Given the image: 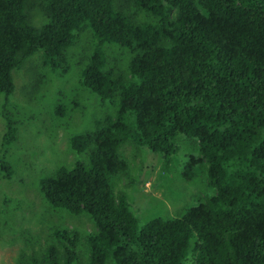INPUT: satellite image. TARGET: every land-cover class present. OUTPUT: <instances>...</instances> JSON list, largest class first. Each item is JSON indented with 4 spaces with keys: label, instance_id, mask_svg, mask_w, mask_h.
Masks as SVG:
<instances>
[{
    "label": "trees",
    "instance_id": "trees-1",
    "mask_svg": "<svg viewBox=\"0 0 264 264\" xmlns=\"http://www.w3.org/2000/svg\"><path fill=\"white\" fill-rule=\"evenodd\" d=\"M73 66L115 112L72 138L84 158L41 185L51 211L94 228L79 252L82 234L54 226L21 264H264V0H0L1 148L21 139L15 75L27 69L41 95ZM180 137L198 149L185 180L202 167L215 196L139 230L112 183L130 170L121 149L169 157Z\"/></svg>",
    "mask_w": 264,
    "mask_h": 264
},
{
    "label": "rangeland",
    "instance_id": "rangeland-1",
    "mask_svg": "<svg viewBox=\"0 0 264 264\" xmlns=\"http://www.w3.org/2000/svg\"><path fill=\"white\" fill-rule=\"evenodd\" d=\"M96 46L91 45V51ZM78 72L73 66L68 75L53 79L54 85L46 87L41 95L32 90L33 78L27 69L15 75L13 101L21 109L17 119L23 126L20 142L1 148L5 126L0 115V264H21L25 257L40 252L54 226L77 229L82 234L78 248L82 252L94 228L86 214L51 211L41 185L59 167L72 168L84 158L71 150L72 138L92 131L96 120L115 112L113 104H102L83 86ZM60 103L65 108L58 117L55 110ZM121 155L130 170L115 175L112 183L117 194L125 195L139 221V230L155 218H181L188 209L215 196L202 167L196 168L193 181L185 180L189 159L198 155L191 140L180 137L177 151L169 157L134 141L121 149ZM3 163L7 169L4 175L9 176L6 179L1 175ZM107 264L116 263L109 260ZM184 264H193L190 256Z\"/></svg>",
    "mask_w": 264,
    "mask_h": 264
}]
</instances>
